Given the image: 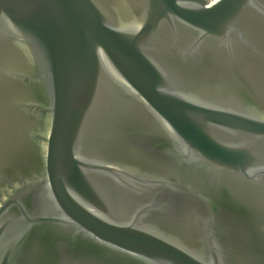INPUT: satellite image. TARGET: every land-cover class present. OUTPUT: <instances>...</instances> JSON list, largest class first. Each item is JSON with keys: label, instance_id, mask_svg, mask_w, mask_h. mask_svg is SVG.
<instances>
[{"label": "water", "instance_id": "water-1", "mask_svg": "<svg viewBox=\"0 0 264 264\" xmlns=\"http://www.w3.org/2000/svg\"><path fill=\"white\" fill-rule=\"evenodd\" d=\"M0 264H264V0H0Z\"/></svg>", "mask_w": 264, "mask_h": 264}]
</instances>
